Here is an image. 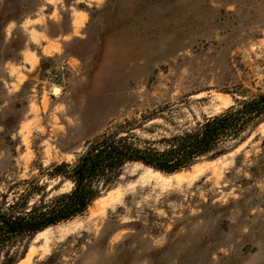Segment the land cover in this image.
<instances>
[{"label": "rangeland", "instance_id": "rangeland-1", "mask_svg": "<svg viewBox=\"0 0 264 264\" xmlns=\"http://www.w3.org/2000/svg\"><path fill=\"white\" fill-rule=\"evenodd\" d=\"M261 93L264 0H0V203L69 191L52 166L126 120L158 140ZM243 139L174 173L127 163L15 264H264V121Z\"/></svg>", "mask_w": 264, "mask_h": 264}, {"label": "trees", "instance_id": "trees-1", "mask_svg": "<svg viewBox=\"0 0 264 264\" xmlns=\"http://www.w3.org/2000/svg\"><path fill=\"white\" fill-rule=\"evenodd\" d=\"M264 121V93L204 117L191 129L158 140L141 138V126L126 120L112 133L90 141L74 163L61 162L49 170L73 183L69 191L49 197L39 180H24L25 187L11 201L0 203V264H15L25 257L29 243L41 230L83 214L94 200L121 176L124 166L137 162L165 173L195 164L202 157L216 158L243 139V132ZM158 144H161L159 146ZM55 189V188H54ZM39 196L35 200H32Z\"/></svg>", "mask_w": 264, "mask_h": 264}, {"label": "bare ground", "instance_id": "bare-ground-1", "mask_svg": "<svg viewBox=\"0 0 264 264\" xmlns=\"http://www.w3.org/2000/svg\"><path fill=\"white\" fill-rule=\"evenodd\" d=\"M146 167H147V166H146ZM149 168H150V167H149ZM115 196H116V195H115ZM103 200H104V199H103ZM110 200H111V199H110ZM107 202H108V201H107ZM107 202H106V203H107ZM101 204H102V203H101ZM45 229H47V228H45ZM45 229L39 231L38 234H39L40 232H43Z\"/></svg>", "mask_w": 264, "mask_h": 264}, {"label": "water", "instance_id": "water-1", "mask_svg": "<svg viewBox=\"0 0 264 264\" xmlns=\"http://www.w3.org/2000/svg\"><path fill=\"white\" fill-rule=\"evenodd\" d=\"M56 89V87L53 88V91Z\"/></svg>", "mask_w": 264, "mask_h": 264}]
</instances>
